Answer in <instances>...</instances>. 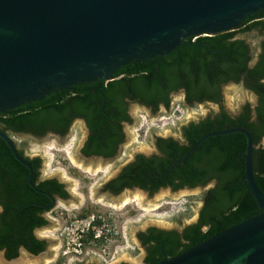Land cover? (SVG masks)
<instances>
[{
    "label": "trees",
    "instance_id": "1",
    "mask_svg": "<svg viewBox=\"0 0 264 264\" xmlns=\"http://www.w3.org/2000/svg\"><path fill=\"white\" fill-rule=\"evenodd\" d=\"M253 30L263 37L254 64L250 43L239 37ZM113 75L119 77L111 80L96 77L66 88L55 87L41 99L0 112V128L6 125L39 135L51 129L66 133L72 120L83 116L93 132L83 149L85 153L112 155L121 141V135L112 136L121 125L117 128L112 122L127 117L129 102L124 98L130 97L132 102L157 111L161 105L169 107L173 93L183 91L189 104L210 101L220 103V110L184 125L185 142L173 137H157L159 153L136 154L120 178L130 179L127 184L132 188L139 187L151 194L166 187L178 190L205 186L212 180L216 183L205 191L197 221L187 224L181 231L152 226L138 233L147 250L144 264H158L175 257L262 211L245 179L248 140L244 133L210 136L183 162H177L199 138L212 130L246 128L255 144V179L264 193V8L242 20L234 30L186 38L171 52L132 60L118 67ZM230 82L242 83L254 92L256 105L252 107L246 103L237 115L228 113L222 105V88ZM25 159L34 168L41 164L40 158ZM3 181L7 185L5 195L14 199L11 203L16 212L24 206L21 212L25 216L34 211L35 205L29 202L46 197L32 187L28 168L14 157L0 137L1 185ZM18 181H21L19 185ZM55 182L48 180L40 187ZM26 221L29 220L24 218ZM10 229L7 226L4 231ZM7 255L16 257L18 252L9 250Z\"/></svg>",
    "mask_w": 264,
    "mask_h": 264
},
{
    "label": "water",
    "instance_id": "2",
    "mask_svg": "<svg viewBox=\"0 0 264 264\" xmlns=\"http://www.w3.org/2000/svg\"><path fill=\"white\" fill-rule=\"evenodd\" d=\"M261 8L264 0H0V112L55 87L111 80L127 62L167 54L189 37L234 30ZM231 132L247 136L245 179L262 211L158 264H264V193L254 175L252 134L240 126L212 130L177 163L208 137ZM0 137L30 168L33 185L31 164L6 133Z\"/></svg>",
    "mask_w": 264,
    "mask_h": 264
},
{
    "label": "rangeland",
    "instance_id": "3",
    "mask_svg": "<svg viewBox=\"0 0 264 264\" xmlns=\"http://www.w3.org/2000/svg\"><path fill=\"white\" fill-rule=\"evenodd\" d=\"M239 37L250 43L255 62L263 39L261 33L253 30ZM222 92V105L233 115L244 104L253 107L257 103V95L242 83H227ZM219 110L215 102L189 104L182 91L172 94L169 107L161 105L157 111L132 103V124L125 127L128 137L124 153L110 161L80 155L86 134L81 122H75L64 137H16L19 148L27 155L40 156L41 176L57 177L70 193L68 202L59 203L51 221L54 234L49 237L47 251L36 257L21 252L16 259L21 263L17 264H118L121 260L142 264L145 248L138 233L152 226L181 231L195 222L207 186L178 190L166 187L153 194L134 187L116 198L102 194L101 186L136 154L157 153V137L183 141L184 125ZM12 262L2 260L0 264Z\"/></svg>",
    "mask_w": 264,
    "mask_h": 264
},
{
    "label": "flooded vegetation",
    "instance_id": "4",
    "mask_svg": "<svg viewBox=\"0 0 264 264\" xmlns=\"http://www.w3.org/2000/svg\"><path fill=\"white\" fill-rule=\"evenodd\" d=\"M252 64H254V62ZM113 77H114V75L112 76V78ZM118 77H114V78H118ZM124 99H125V101L129 102L128 109L126 110L127 117L119 120L116 123L112 122V126L115 125L117 127L118 124L121 125V129L119 131H116L117 133H114L112 135L114 137L121 135V141L117 145V147H116V149L112 155L86 154L83 149H84L87 141L89 140L91 133H93V132L90 130L88 123L83 116H77L72 120V125L75 122H81L85 128V131H86V134L83 138L82 145L80 147V154H83L84 157L88 158V157L98 156V159H101L102 161H110V160H113L114 158H116L117 156H119L121 152L124 153V148H125V144H126L127 137H128V134L126 132L125 127L127 125L132 124L131 108H132V103H136V102H132V98H130V97H126ZM208 102H210V101H208ZM217 105H220V103H217ZM112 109L114 111V107ZM6 110H8V109H6ZM72 125L66 133H61L60 131H55V130L51 129V130L47 131L44 135H39V134H36L32 131H26L23 129L11 128L9 126L7 127L6 125H2L0 128V131L6 133L12 139L19 155H21L24 159H25V157H27L28 159H34V158H40V156H38V155H33V156L27 155L23 149L19 148L18 143L15 140L16 137H32V138H38V139L45 138L48 135L64 137V136L68 135L69 131L72 128ZM157 151H158L157 153H159L158 149H157ZM27 161L31 164V162L29 160H27ZM131 163H132V157L128 161L124 162V164H122L121 168L116 172V174H114L113 176H110L102 184V186H101L102 194H105L111 198H116L123 191H125L127 189H132V186L127 184L128 182L129 183L131 182L130 179L127 180L125 178H120L123 170L128 165H130ZM31 167H32V178L31 179H32L33 185L30 183V168L27 167L29 170V183L36 190L44 193L46 195V197L43 198L41 201L29 202V203H33L35 206H34V211L30 212L27 216H25L21 212V210L24 207L23 205L21 207H19V211L16 212L14 203H11L14 201V199L5 195L6 193L4 192V190H5V186H7L5 181H3L4 185L3 184L1 185V182H0V189L1 190L3 189L2 192H0V245H1L0 246V253L2 255V256L1 255L0 256H1L2 260L6 261V262L10 261L13 258L18 257L21 252H26L33 257L39 256V255H42L43 253H45V251H47V249H48V242L50 241L49 237H50V235L54 234V232L51 230V228H52L51 227L52 226L51 221H52V219L55 218L54 214H56V212H57V208L59 206V203L68 202V200L70 198V193H69V191L66 187V184L64 182H62L61 180H59L55 176H48V177H42L41 176L42 164H40L39 166H37L35 168L31 164ZM33 179L35 182L33 181ZM48 180H55L56 182L55 183H48L47 186L43 185L42 187H40V185L42 183H44ZM20 182L21 181H18L17 184L19 185ZM215 183H216V181L212 180L209 183H207L205 186H207V189H208L210 187H214ZM121 186H122V189H120ZM205 186H201V187H205ZM188 188H190V187H188ZM198 217H199V214H198ZM198 217H197V219H198ZM24 218L26 220H29V221H26V223H25ZM7 226L9 228H11L8 232L4 231V228H6ZM7 234L10 235V238L7 237L8 236ZM100 239H103V238H100ZM139 240H140V238H139ZM140 242L142 244L141 240H140ZM144 248H145V254L143 256L142 264H144V260H145L146 254H147L146 247L144 246ZM9 250L17 251L18 255L16 257L9 258L7 255V252ZM122 263L132 264V262L125 261V260H121L118 264H122ZM83 264H94V263L85 262Z\"/></svg>",
    "mask_w": 264,
    "mask_h": 264
},
{
    "label": "bare ground",
    "instance_id": "5",
    "mask_svg": "<svg viewBox=\"0 0 264 264\" xmlns=\"http://www.w3.org/2000/svg\"><path fill=\"white\" fill-rule=\"evenodd\" d=\"M1 259H2V258H1V256H0V261H2ZM15 260H16V259L11 260V261H13V262H12L13 264H15V263H16V264H17V263H21V261H20L21 259H18V260H16V261H15ZM22 260H23V259H22ZM11 261H7V262H11ZM5 262H6V261H5ZM10 264H11V263H10Z\"/></svg>",
    "mask_w": 264,
    "mask_h": 264
}]
</instances>
